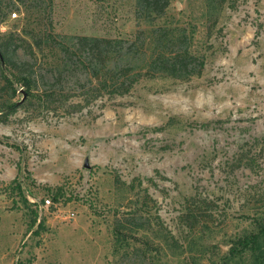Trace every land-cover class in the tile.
I'll list each match as a JSON object with an SVG mask.
<instances>
[{
    "label": "rangeland",
    "instance_id": "374dc122",
    "mask_svg": "<svg viewBox=\"0 0 264 264\" xmlns=\"http://www.w3.org/2000/svg\"><path fill=\"white\" fill-rule=\"evenodd\" d=\"M77 36L135 45L65 63ZM3 39L40 80L0 123V264H259L230 249L264 211V145L258 172L234 164L264 137V0H170L159 17L140 0H0ZM180 48L200 73L151 69ZM114 61L134 86L92 93Z\"/></svg>",
    "mask_w": 264,
    "mask_h": 264
},
{
    "label": "trees",
    "instance_id": "16d2710c",
    "mask_svg": "<svg viewBox=\"0 0 264 264\" xmlns=\"http://www.w3.org/2000/svg\"><path fill=\"white\" fill-rule=\"evenodd\" d=\"M144 9L148 12L154 13L157 17L162 16L170 4V0H140ZM166 36V35H164ZM126 42V43H125ZM11 44L12 41L0 40V92H6L8 98L0 102V123H7L10 117L18 112V110L23 107V102L26 99V95L29 93L31 96H34L32 90L36 86H39L38 77L35 76L33 67L30 63H16L11 57ZM134 41L131 42L130 39H113L108 37H89V36H77L73 45V51L70 48H66L62 51V54L65 59V63H68L72 52H76L78 56L84 58V60H102L107 53L116 54L117 57H120L125 50L126 53L132 52L134 48ZM19 46V45H18ZM172 52V51H171ZM98 61V60H97ZM120 62H112L111 65H106L103 67L105 71V78L96 81L95 85H91L93 92H97L100 89L101 85L107 86L111 85L119 93L128 92L132 86H134L136 81L130 79V70L128 67H120ZM98 67V65H97ZM96 67V68H97ZM204 67V60L188 49L180 48L177 51H174L170 54L161 51L160 53L153 54L151 61V69L158 70L166 74H172L173 76H186L191 77L200 73ZM100 69H96L95 74L100 72ZM198 70V71H197ZM57 75V74H56ZM45 77L43 75L41 78ZM16 84H21V88L16 86ZM23 93L22 101L12 100L11 98L15 97L18 93ZM41 102H47L52 104L56 99V91L54 89H43L37 95ZM97 95L86 100V104L95 100ZM75 108L81 110L83 104L77 103L73 104ZM209 123H204L203 127L207 128ZM264 145V137L254 138L251 141H246L242 144L239 150L235 154L234 164L236 168L247 167L254 172H258L259 168V146ZM58 191L55 192V200L60 198L63 192L62 187L57 188ZM134 217V216H133ZM135 218V217H134ZM38 221L37 213L32 219L29 225V231L32 230L35 224ZM257 231L245 234L236 240L230 249V252L234 256L243 255L246 252H251L259 261V264H264V211L262 216L256 220ZM44 225L41 220L39 223L38 229L35 232H38L39 228ZM117 238H120L118 236Z\"/></svg>",
    "mask_w": 264,
    "mask_h": 264
},
{
    "label": "built area",
    "instance_id": "2783aa9c",
    "mask_svg": "<svg viewBox=\"0 0 264 264\" xmlns=\"http://www.w3.org/2000/svg\"><path fill=\"white\" fill-rule=\"evenodd\" d=\"M12 17L13 18H16V17H18V13L15 11V12H13L12 13ZM46 204H41L39 207H40V209H42L43 207H45V206H49L50 204H51V199L50 198H47L46 200Z\"/></svg>",
    "mask_w": 264,
    "mask_h": 264
}]
</instances>
